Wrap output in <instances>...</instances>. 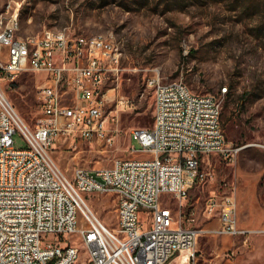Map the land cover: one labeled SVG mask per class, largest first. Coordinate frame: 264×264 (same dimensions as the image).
Masks as SVG:
<instances>
[{
	"label": "built area",
	"instance_id": "built-area-1",
	"mask_svg": "<svg viewBox=\"0 0 264 264\" xmlns=\"http://www.w3.org/2000/svg\"><path fill=\"white\" fill-rule=\"evenodd\" d=\"M15 16L3 27L0 17V81L24 70L38 73L40 116L32 127L26 124L0 85V264H168L193 247L199 229L178 222L161 196L171 194L182 204L188 187L204 175L200 157L229 152L219 98L156 72L148 80L152 124L132 129L145 156L118 157L93 171L75 167L69 177L50 148L60 137L111 141L115 130L107 124L102 85L110 75L118 78L121 51L110 37L98 44L66 27L24 38L15 35ZM15 133L23 146L14 145ZM88 192L113 196L115 227L92 211ZM205 211L217 212L216 232L242 231L232 196L219 201L211 194ZM193 258L192 250L185 262L195 264Z\"/></svg>",
	"mask_w": 264,
	"mask_h": 264
},
{
	"label": "rangeland",
	"instance_id": "rangeland-1",
	"mask_svg": "<svg viewBox=\"0 0 264 264\" xmlns=\"http://www.w3.org/2000/svg\"><path fill=\"white\" fill-rule=\"evenodd\" d=\"M11 14L20 35L66 27L72 34L110 37L121 51L118 78L110 75L102 85L107 124L115 130L111 141L60 137L50 148L69 177L75 167L93 171L118 157L145 156L132 129L152 124L148 80L156 72L163 79L182 78L193 92L218 97L229 152L201 156L198 170L204 175L188 187L185 201L163 194L161 204L182 225L199 229L187 250L194 251L195 264H264V0H0L2 27ZM38 76L24 70L10 82L0 81L31 127L40 116ZM13 139L17 147L25 144L19 133ZM211 194L219 201L234 198L242 231L216 232L217 212L205 211ZM85 199L115 227L113 196L88 192ZM145 213L140 209L139 217ZM84 258L82 250L78 262Z\"/></svg>",
	"mask_w": 264,
	"mask_h": 264
},
{
	"label": "bare ground",
	"instance_id": "bare-ground-1",
	"mask_svg": "<svg viewBox=\"0 0 264 264\" xmlns=\"http://www.w3.org/2000/svg\"><path fill=\"white\" fill-rule=\"evenodd\" d=\"M18 29V23L15 21V35L24 37V38H31V37H35L36 34H25V35H20L18 34L16 31ZM48 31L50 34H59V29L58 28H51L48 27ZM87 38H91V39H98V44H105L106 43V37L102 36V34H96V35H91V36H86ZM190 250V249H189ZM188 252L186 250L181 251L180 254H178L176 256L177 261L175 264H184V262L186 261Z\"/></svg>",
	"mask_w": 264,
	"mask_h": 264
},
{
	"label": "crops",
	"instance_id": "crops-1",
	"mask_svg": "<svg viewBox=\"0 0 264 264\" xmlns=\"http://www.w3.org/2000/svg\"><path fill=\"white\" fill-rule=\"evenodd\" d=\"M175 258H176V257H175ZM175 258H174V259H175ZM172 261H173V259H171V260L169 261V263H168V264H171V263H172Z\"/></svg>",
	"mask_w": 264,
	"mask_h": 264
}]
</instances>
